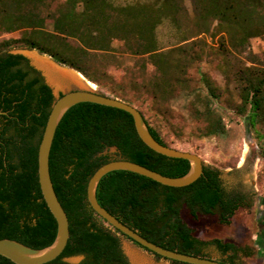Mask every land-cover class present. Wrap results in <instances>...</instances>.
Listing matches in <instances>:
<instances>
[{
    "label": "trees",
    "instance_id": "16d2710c",
    "mask_svg": "<svg viewBox=\"0 0 264 264\" xmlns=\"http://www.w3.org/2000/svg\"><path fill=\"white\" fill-rule=\"evenodd\" d=\"M190 2L195 37L216 38L226 68L230 49L243 48L252 37L264 35V0ZM184 11L183 0H0V35L19 33L0 39V238L42 248L57 231L37 173L38 145L55 97L29 58L10 49L35 50L99 85L98 75L104 72L97 69L95 60L112 52L113 41L119 40L128 53L146 56L153 65L150 93L154 98L189 99L194 117L205 123L202 133L225 135L222 117L211 106L218 98L217 86L201 73L202 92L187 77V68L203 53L204 42L202 37L188 42L194 35L183 30ZM227 71L240 98L236 111L253 129L264 125V64ZM99 93L131 104L114 90ZM136 108L152 136L170 146ZM109 148L115 149L114 156L106 152ZM120 158L173 177L189 169L188 160L167 157L146 146L131 114L122 109L79 102L65 112L53 137L49 171L68 218L69 238L54 261L81 255V264H130L119 239L125 235L92 209L86 195L94 171ZM219 174L217 168L204 165L194 182L173 187L135 172L113 170L99 180L96 198L119 221L155 244L224 264H242L253 253L249 245L229 237L201 235L203 220L229 226L237 211L249 209L254 200L250 193L226 191ZM210 251L217 256H210ZM0 264L14 263L0 255Z\"/></svg>",
    "mask_w": 264,
    "mask_h": 264
},
{
    "label": "rangeland",
    "instance_id": "374dc122",
    "mask_svg": "<svg viewBox=\"0 0 264 264\" xmlns=\"http://www.w3.org/2000/svg\"><path fill=\"white\" fill-rule=\"evenodd\" d=\"M183 5V30L194 35L188 42L201 37L204 42L203 53L187 68V77L191 86L202 92L205 88L200 81L201 73H205L217 86L218 98L212 100L211 106L222 117L227 130L225 135H204L202 130L205 123L194 117L189 99L182 96L154 98L150 93V83L155 75L153 65L146 56L128 53L119 40L113 41L112 52L96 58L94 64L104 74L98 75L100 84L94 83L93 89L106 94H111V90H114L127 97L133 106L141 109L148 123L167 144L194 152L205 165L217 168L226 191L251 193L254 198L252 206L249 209H239L231 225L222 226L211 220H203L201 235L204 238L229 237L240 245H249L253 253L250 257L243 258L242 264H264V246L260 241L262 237L258 235L259 225L264 221V137H260L264 134V125H257L253 129L247 125L244 115L236 111L240 98L232 74L227 71L233 72L249 65L263 66L264 35L252 37L243 48L230 49V53L226 54V68V61L218 52L216 38L211 39L208 34L195 37L190 0H183ZM18 35V32L4 33L0 35V39ZM194 48L197 50L199 47L195 45ZM10 51L25 55L30 63H35L33 55L38 54L35 50L24 47L12 48ZM37 67L41 69L38 65ZM71 88L85 87L71 83L60 88V91ZM106 152L114 156L115 149L109 148ZM119 239L130 264H171L138 247L123 235H119ZM210 256L216 257L217 254L210 251ZM81 258V255H76L67 259L78 262Z\"/></svg>",
    "mask_w": 264,
    "mask_h": 264
},
{
    "label": "water",
    "instance_id": "95a60500",
    "mask_svg": "<svg viewBox=\"0 0 264 264\" xmlns=\"http://www.w3.org/2000/svg\"><path fill=\"white\" fill-rule=\"evenodd\" d=\"M53 62L56 63L55 61ZM31 64L40 71L45 83L50 86L55 97L38 145L37 173L42 196L56 221L57 231L54 240L49 245L42 248H33L14 239L0 238V255L8 258L14 264H81L79 262L70 261L68 259H65L63 262L54 261V259L63 251L67 244L69 238V222L66 212L64 211L60 201L58 200L53 187L49 171V155L56 127L65 112L76 103L92 102L105 106L115 107L128 112L133 118L134 126L139 138L146 146H148L155 152L167 157L182 158L188 160L189 162V169L185 174L173 177L163 175L157 171H154L148 167H145L128 159L120 158L110 160L100 165L88 180L86 195L87 201L92 209L108 224L133 240V242L164 258L190 264H224L217 260L170 250L147 240L137 231L128 227L126 224L122 223L114 215L108 212L98 203L96 198V188L99 180L103 175L113 170H127L135 172L167 186L181 187L189 185L202 174L203 166L205 164L202 161L201 157L194 152L167 146L157 141L150 133L148 124L146 123L141 112L132 104L125 102L119 98L101 94L98 91L88 87L71 88L67 91H60V88H54L47 81L43 72L34 63H32V61ZM56 64L60 67L68 68L58 63ZM71 83L75 82L70 81L69 84ZM60 92L62 93L60 94Z\"/></svg>",
    "mask_w": 264,
    "mask_h": 264
},
{
    "label": "bare ground",
    "instance_id": "6f19581e",
    "mask_svg": "<svg viewBox=\"0 0 264 264\" xmlns=\"http://www.w3.org/2000/svg\"><path fill=\"white\" fill-rule=\"evenodd\" d=\"M34 64L39 66L43 74L45 75L47 81L54 88H64L66 87L70 81H74L80 86L88 87L93 89L95 84L85 79L82 74L79 72L63 68L54 63L49 57L42 56L39 54L33 55Z\"/></svg>",
    "mask_w": 264,
    "mask_h": 264
},
{
    "label": "flooded vegetation",
    "instance_id": "af4514ba",
    "mask_svg": "<svg viewBox=\"0 0 264 264\" xmlns=\"http://www.w3.org/2000/svg\"><path fill=\"white\" fill-rule=\"evenodd\" d=\"M31 64V63H30ZM32 65V64H31ZM62 92H60V94H61ZM242 193H250L249 191H243ZM250 195H251V193H250ZM259 230H260V232H259V236H261L262 238V240H260L261 242H263V246H264V221H263V223H261L260 225H259Z\"/></svg>",
    "mask_w": 264,
    "mask_h": 264
},
{
    "label": "crops",
    "instance_id": "0c3cea01",
    "mask_svg": "<svg viewBox=\"0 0 264 264\" xmlns=\"http://www.w3.org/2000/svg\"><path fill=\"white\" fill-rule=\"evenodd\" d=\"M129 255H131V254H129ZM131 257H132V255H131ZM132 259H133V258H132ZM133 262L135 263L134 259H133Z\"/></svg>",
    "mask_w": 264,
    "mask_h": 264
}]
</instances>
